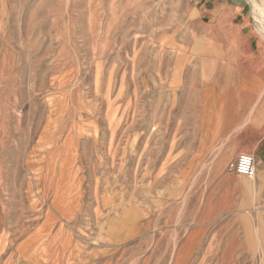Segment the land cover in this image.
I'll return each mask as SVG.
<instances>
[{"label":"rangeland","instance_id":"rangeland-1","mask_svg":"<svg viewBox=\"0 0 264 264\" xmlns=\"http://www.w3.org/2000/svg\"><path fill=\"white\" fill-rule=\"evenodd\" d=\"M207 21L195 0H0V264H264L256 162L199 144Z\"/></svg>","mask_w":264,"mask_h":264},{"label":"crops","instance_id":"crops-1","mask_svg":"<svg viewBox=\"0 0 264 264\" xmlns=\"http://www.w3.org/2000/svg\"><path fill=\"white\" fill-rule=\"evenodd\" d=\"M195 5L208 20L206 32L213 36H206L208 44L221 56L214 60L215 74L201 86L205 117L199 144L204 141L210 155L232 146L235 157L244 152L255 157L256 188L246 198L247 206L243 200L239 204L264 211V38L253 26L252 2L195 0Z\"/></svg>","mask_w":264,"mask_h":264},{"label":"built area","instance_id":"built-area-1","mask_svg":"<svg viewBox=\"0 0 264 264\" xmlns=\"http://www.w3.org/2000/svg\"><path fill=\"white\" fill-rule=\"evenodd\" d=\"M236 173L253 177L256 174L255 160L249 154H241L234 167Z\"/></svg>","mask_w":264,"mask_h":264},{"label":"bare ground","instance_id":"bare-ground-1","mask_svg":"<svg viewBox=\"0 0 264 264\" xmlns=\"http://www.w3.org/2000/svg\"><path fill=\"white\" fill-rule=\"evenodd\" d=\"M255 6L262 12V8H260L259 5L255 4Z\"/></svg>","mask_w":264,"mask_h":264}]
</instances>
